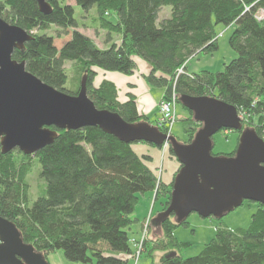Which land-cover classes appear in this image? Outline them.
<instances>
[{
	"label": "trees",
	"instance_id": "16d2710c",
	"mask_svg": "<svg viewBox=\"0 0 264 264\" xmlns=\"http://www.w3.org/2000/svg\"><path fill=\"white\" fill-rule=\"evenodd\" d=\"M75 2L85 11L95 8L97 27L106 31V47L78 30L74 8L66 0H50L48 14L39 10L37 0H0V17L32 36L12 56L24 60L33 75L70 94L78 92L84 79L87 95L97 108L115 111L130 123L148 121L158 126L157 119L139 113L134 94L121 102L115 82L102 78L94 83L99 71L132 75L140 58L149 65L144 80L163 89L165 100L173 93L178 103L183 94L215 96L246 112L242 129L262 136L264 16L259 13L264 14V0ZM164 5L170 6V16L159 21ZM218 24L231 29L228 44L235 56L222 62L219 70H189L186 64L192 56L218 49ZM50 29L55 33L46 32ZM65 34L70 37L58 47L55 37ZM67 61L73 63L70 71ZM180 67L183 72L177 73ZM180 105L187 112L181 118L186 139H176L189 143L201 123ZM158 127L166 133L165 127ZM51 128L57 130L55 140L34 154L17 148L3 152L0 147V215L12 220L22 239L46 259L48 253L61 249L70 264H126L132 250L128 231L137 220L133 214L139 195L157 188L154 198L160 208L154 217L163 213L180 166L169 184L158 182L147 164L151 157L139 154L133 147L136 142H123L97 126ZM234 131L237 147L242 131ZM168 151L174 156L170 144ZM234 151L225 155L233 156ZM38 165L40 196L31 201L28 176ZM256 204L258 209L246 227L216 225L214 236L199 253L187 257L180 250L190 243L179 241L173 230L188 226V221L178 220L172 212L150 224L155 232L144 241L142 253L152 264H264V206ZM168 252L174 254L166 257Z\"/></svg>",
	"mask_w": 264,
	"mask_h": 264
},
{
	"label": "water",
	"instance_id": "95a60500",
	"mask_svg": "<svg viewBox=\"0 0 264 264\" xmlns=\"http://www.w3.org/2000/svg\"><path fill=\"white\" fill-rule=\"evenodd\" d=\"M50 0H37L48 14ZM31 34L0 17V147L34 154L52 143L57 130L97 126L123 142L172 146L179 163L169 205L151 222L172 212L178 220L196 212L200 217L222 218L244 201L264 206V140L255 130L242 129L238 109L222 99L206 95H181L180 103L193 112L200 128L189 143L163 133L148 121L127 122L117 112L97 108L87 95L84 79L76 94L43 82L12 56ZM221 129L242 131L234 155L212 154L213 135ZM174 252L166 253V257ZM0 264H50L25 242L9 218L0 215Z\"/></svg>",
	"mask_w": 264,
	"mask_h": 264
},
{
	"label": "rangeland",
	"instance_id": "374dc122",
	"mask_svg": "<svg viewBox=\"0 0 264 264\" xmlns=\"http://www.w3.org/2000/svg\"><path fill=\"white\" fill-rule=\"evenodd\" d=\"M66 1L68 3H71L72 7L74 8V19H77L78 30L82 31L86 35H89L93 40L97 42V44L98 43L100 45L104 44L105 43L104 41L106 38V31L97 27L98 21L94 20L95 19V8H91L89 11H85L78 4H76L75 0H66ZM170 10H171L170 6L168 5L162 6L160 11L158 12L159 21H161L163 18L169 17ZM111 16L114 17L113 15ZM260 16L261 17L264 16L262 11H260L259 13V17ZM217 31H219V34L221 35L219 36V39H218V45H219L218 49L213 50L211 52H207V53L198 52L195 57L192 56V58H190L187 61L188 63L187 68L189 70L195 71L199 68H205V67L206 68L210 67L212 70H219L222 68L221 67L222 62H228L232 57L235 56L233 50L228 44V37L230 35L229 33L231 29L227 30L223 25L218 24ZM46 32L49 34L55 33L53 29H50ZM69 37H70V34H65L63 37H55L54 42L58 47H61L65 43V40H67ZM139 59L140 58H136V60H139ZM72 65L73 63L67 61L65 67L67 68L68 71H70L72 68ZM109 73H111L110 74L111 77L113 76L115 77L116 75L115 73L119 74V72L110 71V72H107V76ZM99 75L101 74L99 73ZM175 112H176L177 121L175 122V125L172 127L171 133L177 138L179 137L181 139H186L185 133H183V129H182L181 118L185 117L187 112H185L182 109V106L178 102L175 106ZM246 118H248V114L245 112L243 113L242 119L245 120ZM236 138H237L236 131L234 130L231 131L228 129H221L220 131H218L217 133L213 135L214 146L212 148V153L223 155V154L232 152L233 149H235L237 145ZM158 167L160 168V173H162V167L161 166H158ZM38 172H39V165L37 167H34L28 176V182L30 184L29 195H30L31 201H33L38 196H40L39 187L42 185V180L38 176L39 175ZM157 192H159V190ZM155 195L156 194L154 192V196ZM154 196L152 198L153 200L150 199V201L152 202L154 201V202L152 203L151 209L149 210V214L145 216L142 219V221H144L147 218H150V221H151V218L154 217L153 211L154 213H156V211L158 210V209L156 210L154 209L155 203L157 201L155 200ZM257 209H258V206L255 202L246 200L241 205L237 206L236 209H234L233 211L226 213L225 216H223L221 219H218L216 217L215 218L214 217L202 218L196 212L189 214L186 219L188 221V226H180L173 230V232L175 231L179 233L181 237L179 241H182V242L186 241L190 243L189 245L184 246L180 250V253L182 254L183 257L184 256L185 257L195 256V254L199 253L200 249L203 247L205 242H207L210 238L214 236L216 225L223 224L231 228H237V226L246 227L251 220V214L255 212ZM142 221H141V226L139 228V231L141 230L142 225H143ZM152 231L155 232L154 228H151L149 226L148 232H147L148 236L150 235ZM138 232L137 234H139ZM47 259L48 261H50L51 264H64V263L69 264L67 259L63 256V251L61 249L48 253ZM86 264H94V263L88 262ZM126 264H152V263H151L150 258L147 257L144 253H142L140 256V259L137 262H135L134 260L132 261L130 259V261H128Z\"/></svg>",
	"mask_w": 264,
	"mask_h": 264
},
{
	"label": "crops",
	"instance_id": "0c3cea01",
	"mask_svg": "<svg viewBox=\"0 0 264 264\" xmlns=\"http://www.w3.org/2000/svg\"><path fill=\"white\" fill-rule=\"evenodd\" d=\"M114 39L116 42L117 39L116 38ZM104 42L105 43L102 45H100L99 43L97 45L101 47H106L109 44L106 38ZM187 65L188 63L186 64V66ZM148 69H149V65L147 64V62L144 61L143 59H139L137 60V66L134 69L132 75L115 73L116 75L115 77L113 76L114 77L113 78L110 76L111 73H109L107 76V72L99 71L101 75L98 74L96 76L94 83L99 84L102 78H106L109 79L110 81L112 80L113 82H115L117 87L118 100L121 102L123 100H127L129 94H134L139 113L147 114L150 117V120L153 121L156 120L159 116V113L157 111L158 109L157 101L160 98H162L164 91L163 89L155 86L154 88L152 86L149 87V85L147 84V82L144 80L143 77V74L148 72ZM133 147L134 149H136V151L139 154L146 156L148 155L149 157H151V159L147 161V164L154 171V173L158 169H160L158 166L162 167L161 178L163 182H165L166 184H169V182H171L174 173L177 171L179 167L178 166L179 163L178 160L173 155H171L167 149H164L162 147L160 148V146L153 147L147 143L145 144L142 142H136L133 145ZM153 196H154L153 191L139 195L138 204L136 205L133 214L137 220L129 227V231H128L129 234H131V236L137 234L141 226L142 219L149 214V210L151 209L152 203L154 202V201L153 202L150 201V199H152ZM159 208H160L159 201H156L154 209L156 210ZM153 214H155L154 211ZM152 227L155 228L154 225ZM175 236L178 239L181 238L179 233L177 232H175ZM130 259L131 258H129L128 261H130ZM131 260L133 261V259Z\"/></svg>",
	"mask_w": 264,
	"mask_h": 264
},
{
	"label": "built area",
	"instance_id": "2783aa9c",
	"mask_svg": "<svg viewBox=\"0 0 264 264\" xmlns=\"http://www.w3.org/2000/svg\"><path fill=\"white\" fill-rule=\"evenodd\" d=\"M183 72V68H178V72L177 73H182ZM177 104L176 101V95L173 93L171 95V97L169 99H164V98H160L157 101V111L159 113V116L157 118V124L158 126H163L166 129V133L165 134H170L172 131V127L175 125V122L177 121L176 118V112H175V106ZM243 113L245 112H239V117L241 120H243ZM262 130V136L261 138L264 140V127L261 129ZM162 148L167 149L168 148V143L165 142L164 144H162ZM156 178H158V182L162 181L161 178V173H160V169H158L155 172ZM157 188H155L154 192L156 193ZM142 225L141 230L138 232L139 234L135 235V236H130L129 237V245H131V252L127 255V258L129 260V258L133 259L135 262H137L140 259L141 253L143 251L144 248V241L148 238V228L151 224L150 222V218L145 219Z\"/></svg>",
	"mask_w": 264,
	"mask_h": 264
}]
</instances>
